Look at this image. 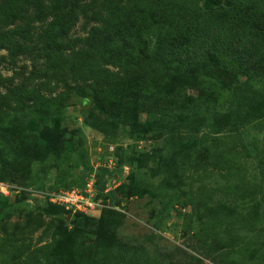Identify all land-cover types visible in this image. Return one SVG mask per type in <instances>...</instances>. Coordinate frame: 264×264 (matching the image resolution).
Returning a JSON list of instances; mask_svg holds the SVG:
<instances>
[{"label":"rangeland","instance_id":"rangeland-1","mask_svg":"<svg viewBox=\"0 0 264 264\" xmlns=\"http://www.w3.org/2000/svg\"><path fill=\"white\" fill-rule=\"evenodd\" d=\"M14 1L0 0V13L15 17L21 9ZM31 2L24 0L21 6ZM68 2H52L59 19L53 13L43 20L31 17L36 9L32 5L29 10L24 8L31 26L12 38L16 53L11 56L0 47L3 101L9 100L7 90H12L45 102L42 109H29L25 101L26 108L13 104L1 113L16 127L30 122L22 135V153L29 159L19 170L24 173L6 176L12 159H0V208L14 207L0 220V264H131L134 255H140L143 264H264L260 262L264 253V115L262 122L230 125L210 134L215 135L211 142L230 159L235 173L205 167L202 160L192 157L197 141L192 133L202 134L196 120L191 129L182 127L173 134L175 149L167 148L177 167L167 162L168 167L158 170V156L140 165L139 154L165 152V143L173 135L130 137L127 126H118L112 113L101 112L89 89L82 86L69 92L60 111L50 99L58 100L61 88L42 86L45 65L36 49L43 47L46 23L56 24L53 30L66 27L75 42L99 32L96 26L101 22L84 26L83 18L66 15L63 4ZM219 2L226 4V0H206L204 6L211 14ZM17 23L0 26V31L13 29ZM148 35L143 34L146 42ZM57 41L63 43V39ZM110 70L112 75V66ZM255 89L264 95V83ZM187 91L197 93L190 88ZM250 92L255 91L250 87ZM138 117L146 120V111L141 110ZM106 120L115 125L105 124ZM4 134L0 139L7 140L9 134ZM67 187L78 188L84 195L90 189L95 211H75L83 215H74L73 209L58 203L54 194ZM112 191L118 199L98 196ZM228 191L233 196L250 191L253 195L246 204L236 203L244 218L235 223L238 228L233 226L227 234L219 229L214 235L218 222L209 207L220 203L227 212L233 210L237 205L228 203ZM88 195L87 199L90 192ZM207 196L209 200L202 201ZM52 205L54 210L49 212ZM59 206L69 211L65 218ZM86 215L94 218L87 220ZM225 216L223 213L221 218ZM229 219L228 215L225 220Z\"/></svg>","mask_w":264,"mask_h":264},{"label":"trees","instance_id":"trees-1","mask_svg":"<svg viewBox=\"0 0 264 264\" xmlns=\"http://www.w3.org/2000/svg\"><path fill=\"white\" fill-rule=\"evenodd\" d=\"M44 1L32 0L24 7L21 6L24 0L14 1L21 9L15 17L1 11V28L12 21H19L13 29L0 31V47L7 49L11 56L17 51L12 38L17 31L21 36L31 26L24 8L29 10L32 5L36 9L31 17L43 20L47 14L53 13L59 19L56 3L52 4L56 0ZM205 1L69 0L64 3V13L83 18L84 26L97 21L101 25L96 26L99 32L95 35L79 42L75 39V42L72 35L67 34L66 27L53 30L56 24L46 23L43 47L36 49L45 65L42 86L61 88L58 100L50 99V102L61 111L69 92L85 87L101 112L112 113V119L118 126H127L129 136L138 138L145 134L173 135L179 128L191 129L196 120L202 134L192 133L197 140L192 157L202 160L205 167L235 173L230 159L211 142L215 135L212 137L210 134L230 125L237 127L256 120L262 122L264 95L257 92L255 86L264 83V0H226V4L219 2V7L211 14L204 6ZM226 21L227 25L223 26ZM144 32L149 33V42L144 41ZM30 37L34 38L33 35ZM57 39H63V43ZM143 42L145 44L141 45ZM145 45L148 47L142 48ZM241 77L245 79L242 81ZM250 87L255 92L251 93ZM188 88L197 90V93L189 94ZM7 93L10 95L8 101H3L0 96V135L9 134L7 140L0 139V159L2 162L12 159L5 170L6 176L12 178L14 174L21 176L22 171L19 170L28 164V156L22 153V135L30 120L16 127L15 123H7L8 115L1 113L12 108L13 104L14 107L26 108L25 101L29 103V109H42L45 102L12 90H7ZM141 110L146 111L144 121L138 117ZM104 123L115 125L109 120ZM169 139L165 143V152L139 154L140 165H146L149 159L158 156V170L168 167L167 162L177 167L178 162L170 152V149H175L176 138L173 135ZM44 141L49 143L52 139ZM10 145L12 147L8 148ZM167 148L170 149L167 151ZM169 166L172 167L171 164ZM261 167L264 177V163ZM229 188L232 189L231 185ZM228 192V203L235 204L233 206L237 202L248 203L247 199L253 195L251 191L241 196ZM109 195L118 199L115 191L98 196L104 198ZM208 196L202 201H208ZM122 197L125 196L121 187ZM54 207L48 206L47 210L51 212ZM13 208L12 204L7 209L0 208V220ZM57 209L64 218L69 214L62 206ZM209 210L218 222L214 235L219 229L229 233L233 226L238 228L236 222L244 219L239 205L229 212L220 203L210 206ZM223 213L226 216L221 218ZM73 214L83 215L79 212ZM228 215L229 221L225 220ZM86 217L87 220L94 218ZM262 254L260 262L264 263ZM134 259L131 264H143L140 255H134Z\"/></svg>","mask_w":264,"mask_h":264},{"label":"built area","instance_id":"built-area-1","mask_svg":"<svg viewBox=\"0 0 264 264\" xmlns=\"http://www.w3.org/2000/svg\"><path fill=\"white\" fill-rule=\"evenodd\" d=\"M86 191V196H89L88 192H90L89 199H87L88 197H86L78 188H68L60 190L59 192L54 194L53 198H55L58 203L65 205L67 209H73L74 212L79 211L86 213L89 211H95L96 203L94 202L95 200L92 197L91 191L90 189Z\"/></svg>","mask_w":264,"mask_h":264}]
</instances>
